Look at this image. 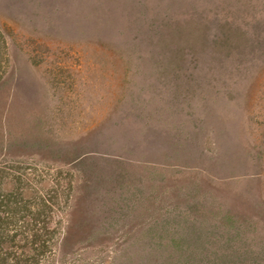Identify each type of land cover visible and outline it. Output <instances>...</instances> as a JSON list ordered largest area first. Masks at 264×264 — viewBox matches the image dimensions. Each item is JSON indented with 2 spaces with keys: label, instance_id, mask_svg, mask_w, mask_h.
<instances>
[{
  "label": "rangeland",
  "instance_id": "obj_1",
  "mask_svg": "<svg viewBox=\"0 0 264 264\" xmlns=\"http://www.w3.org/2000/svg\"><path fill=\"white\" fill-rule=\"evenodd\" d=\"M0 218L9 264H264V0H0Z\"/></svg>",
  "mask_w": 264,
  "mask_h": 264
},
{
  "label": "trees",
  "instance_id": "obj_2",
  "mask_svg": "<svg viewBox=\"0 0 264 264\" xmlns=\"http://www.w3.org/2000/svg\"><path fill=\"white\" fill-rule=\"evenodd\" d=\"M23 218H25V219H23ZM0 220H1V218H0ZM22 220L24 221V223L26 224V226H27V228H30V227H33V228H36L39 224H41L40 226H46V224L48 223L47 222V220H42V221H39L37 218H33V219H31V220H28V221H26V217L24 216V217H22ZM15 224H18V223H15ZM2 228H5L3 231H1V237L0 238H2V237H5L6 235H7V230H9V228L8 227H6V226H2ZM35 236H36V234H34ZM41 236V237H40ZM36 237H38L39 239H43L42 237H43V235H38V236H36ZM12 239V238H11ZM38 239V240H39ZM35 241H36V239H34ZM44 241V240H43ZM39 254H41V253H39ZM10 255L11 254H8L7 252H3V253H0V264H9L8 263V259L10 258ZM13 255V254H12ZM14 257L16 256L15 254L13 255ZM29 255H27V254H25V257L26 258H29L30 260L31 259H34L33 257H28ZM9 257V258H8ZM24 257V258H25ZM18 261V260H17ZM20 261H23V257H22V260H20ZM12 264H19V262H17V263H12ZM30 264H32V262L30 263Z\"/></svg>",
  "mask_w": 264,
  "mask_h": 264
}]
</instances>
